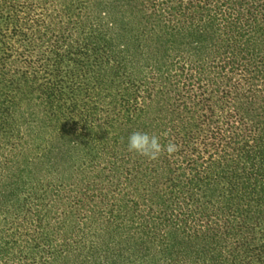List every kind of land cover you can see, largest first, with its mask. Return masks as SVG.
<instances>
[{"label": "trees", "instance_id": "obj_1", "mask_svg": "<svg viewBox=\"0 0 264 264\" xmlns=\"http://www.w3.org/2000/svg\"><path fill=\"white\" fill-rule=\"evenodd\" d=\"M0 264H264V0H0Z\"/></svg>", "mask_w": 264, "mask_h": 264}, {"label": "clouds", "instance_id": "obj_2", "mask_svg": "<svg viewBox=\"0 0 264 264\" xmlns=\"http://www.w3.org/2000/svg\"><path fill=\"white\" fill-rule=\"evenodd\" d=\"M127 150L150 161H155L164 153L169 156L173 155L178 151V146L172 141L161 144L160 137L156 134L134 131L128 137Z\"/></svg>", "mask_w": 264, "mask_h": 264}]
</instances>
